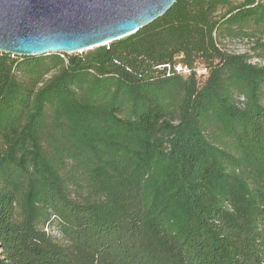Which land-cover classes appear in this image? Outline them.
I'll use <instances>...</instances> for the list:
<instances>
[{"label":"trees","instance_id":"1","mask_svg":"<svg viewBox=\"0 0 264 264\" xmlns=\"http://www.w3.org/2000/svg\"><path fill=\"white\" fill-rule=\"evenodd\" d=\"M258 51L264 0H179L93 51L0 53V264H264Z\"/></svg>","mask_w":264,"mask_h":264},{"label":"water","instance_id":"2","mask_svg":"<svg viewBox=\"0 0 264 264\" xmlns=\"http://www.w3.org/2000/svg\"><path fill=\"white\" fill-rule=\"evenodd\" d=\"M177 1L0 0V53L41 57L93 51L138 33Z\"/></svg>","mask_w":264,"mask_h":264},{"label":"rangeland","instance_id":"3","mask_svg":"<svg viewBox=\"0 0 264 264\" xmlns=\"http://www.w3.org/2000/svg\"><path fill=\"white\" fill-rule=\"evenodd\" d=\"M241 2V0H231L232 4H237ZM252 41H232V40H227L224 42L225 49L232 52V53H237V54H242L247 51L253 46ZM85 53V52H84ZM260 55L263 56L260 60H256L260 65L264 66V51H258ZM74 55H79L78 53L76 54H65V58H69Z\"/></svg>","mask_w":264,"mask_h":264}]
</instances>
